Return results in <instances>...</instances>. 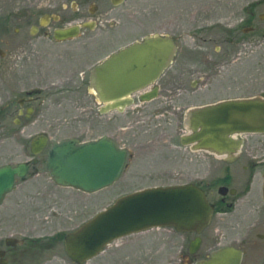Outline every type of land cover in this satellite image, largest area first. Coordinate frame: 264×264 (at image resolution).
I'll return each mask as SVG.
<instances>
[{"label":"rangeland","instance_id":"1","mask_svg":"<svg viewBox=\"0 0 264 264\" xmlns=\"http://www.w3.org/2000/svg\"><path fill=\"white\" fill-rule=\"evenodd\" d=\"M70 2V0L54 2L0 0V46L8 52L7 57L0 58V106L4 99H8L5 93L6 83L18 79L32 82L36 76H42L46 81L48 78L55 80L60 85L61 101L72 104L74 91L82 95L81 93H84L87 88V77L82 80L81 76L74 74L75 67L82 66L77 69L87 73L91 65L108 53L139 40L145 35L164 32H171L179 43L177 61L169 71L179 70L183 59L194 58L188 61V65L183 66L187 69H195L198 65L199 73L193 76L191 73L187 74L185 86L190 92L188 96H179L177 90L167 87L171 91H167L168 96L163 94L166 100L160 98L158 103L152 106L157 108L166 106L164 101H168L171 97L174 98L170 104L171 107L182 106V109H186L188 106L220 99L264 96V16L260 19L258 17L259 14H264V0H127L118 6L101 3L98 4L97 13L94 16L98 22L97 25L92 31H86L89 39L76 38L56 43L43 35L35 37L29 35V25L43 12L76 18L78 12L73 13V8L80 7L84 11L83 16L90 18L89 13L85 11L88 3L73 4ZM25 10L28 16L22 20L9 17L11 12L24 13ZM248 12L251 13L250 23L253 29L244 31V23H241L240 19ZM212 21L217 25L213 30L220 32L221 36L207 45L202 37H207L209 33L201 30L200 26ZM15 27H19L20 31H15ZM227 37H237V42H243L245 46L234 49L224 41ZM83 43L86 45H80ZM204 45H207L205 49L202 48ZM75 46H78L75 52L68 54L67 50ZM36 69L43 72L36 73ZM198 76L201 77L198 84L191 85L190 81ZM69 78L73 79L68 81ZM71 111L73 109L69 107L62 111V115L52 126L46 122L43 127H30L26 133L29 135L46 134L49 137V143L72 136L74 131L69 124L70 116L66 115ZM44 113V117L48 118L53 111ZM11 122L12 118L5 120V123L11 124ZM165 126L151 129L148 132H143L142 128H139L136 141L168 139L169 136L176 144L180 129L174 121ZM16 136L17 133L12 130H0V163L15 164L33 157L29 143L26 142V145L22 146L17 142ZM245 141L246 143L264 142V135L246 134ZM245 146L246 144L242 148L243 154ZM164 149H162L163 154L160 158L167 159L166 156L170 155L169 160L173 168L179 170L180 151L177 152L173 148L172 153L166 152L165 155ZM215 156L203 150L196 153L189 152L190 174L197 163L204 171V173L200 171V175L207 178L216 176L224 163L220 157ZM36 157L42 162L39 165L40 171L45 173L43 163L45 151ZM143 158L150 159L151 155ZM170 181L162 179L154 182ZM173 181L182 182V179L174 175ZM121 184H123L122 181L119 183L116 181L109 187L89 194L72 188L56 186L60 189V193L58 192L60 200L51 205L52 210L25 211L29 218L28 235H54L59 239V247L54 252L55 256L50 261H43L41 264H75L64 252L63 234L110 205L118 196L140 185L132 182L127 184V187H123ZM132 185L134 186L131 187ZM15 194L17 191H14L11 196ZM215 224L214 221V226ZM186 239L184 233L177 232L173 228H152L113 241L105 247L103 252L84 264H186L183 257Z\"/></svg>","mask_w":264,"mask_h":264},{"label":"flooded vegetation","instance_id":"2","mask_svg":"<svg viewBox=\"0 0 264 264\" xmlns=\"http://www.w3.org/2000/svg\"><path fill=\"white\" fill-rule=\"evenodd\" d=\"M46 1L54 2L58 0ZM70 1L73 4L88 3L85 11L89 13L90 18L83 16L84 11L80 7L73 8V13L78 12L76 18L66 17L58 13L43 12L29 25V35L31 37L43 35L56 43H63L76 38L89 39L90 37L86 34V31H92L98 23L94 19L98 4L109 3L112 5L114 0ZM126 1L122 0L121 4ZM260 15L264 14H259V19ZM27 16L25 10L24 13L11 12L9 17L22 20ZM250 17L251 13L248 12L240 19V22L244 23V31L253 29ZM72 26H79L77 36L65 40L55 39V29ZM215 27L217 25L214 21L200 26L201 30H206L209 33L207 37H202L205 44H211L221 36L220 32L213 30ZM14 30L20 31V28L15 27ZM157 34L170 35L176 44V53L170 66L164 70L154 83L146 90L136 91L130 96L131 103L128 106L121 109H106L104 104L98 102L89 88L91 68L108 56L110 54L108 53L91 65L87 73L84 70L77 69L82 68V66L75 67L74 74L81 76L82 80L87 77V88L84 93H81L82 95H79L80 92L74 91L75 96L72 104L61 101L60 85L50 78L46 81L44 77L36 76V79L32 82L18 79L6 83L5 93L8 99H4L0 106V130H12L17 133V142L22 146L28 142L30 149L31 140L37 135L26 133L30 127H43L46 122L49 123V126H52L62 115V111H65L68 107L71 110L73 109L70 113H63L70 116L69 124L74 131V134L69 137L77 138L80 141H91L105 136L115 141L125 151L123 166L116 181L118 183L122 181L123 184L121 185L123 187H127V184L132 182L140 184L138 187L130 189L129 192L147 187L182 184H193L203 191L207 201L213 206L212 216L200 233L181 232L187 237L183 255L186 264H194L197 260L207 258L212 251L224 247L231 249L232 264H264V142L246 143L245 135L240 152L235 158L226 161L225 158L220 157L224 166L221 171H217L216 176L207 178L200 175L199 172L204 173V171L197 163L193 167L192 174H190L188 153L201 151L191 150L189 145H182L180 142V137L186 133L183 124L184 112L190 106L186 109H182V106L171 107L170 104L174 101L173 97L168 98V101H164L166 106L157 108L152 105L157 104L160 98L166 100L167 91H171L167 87L177 90L179 96H188L190 92L185 86L187 74L191 73V76H193L199 73V67L197 65L195 69L185 68L184 66L188 65V61H192L194 58L186 60L184 57L185 59L180 62L179 70L169 71L177 61L179 43L176 36L171 32ZM224 41L234 49L245 46V43L237 42V37H227ZM80 45H86V43ZM207 45L202 46V48L205 49ZM77 47L67 50V53H74ZM0 50L4 53V56H0V58L7 57V50L1 46ZM35 72L43 71L36 69ZM200 78L198 76L196 79L191 80V85L198 84ZM72 79L69 78L68 81ZM154 88L156 89L155 96L148 98ZM81 102L82 104H79ZM167 102L169 103L167 104ZM50 110L53 113L45 118L44 112ZM11 118V124L5 123L6 119ZM173 121L181 131L177 134L176 144L172 142L169 136L168 139L136 141L139 128H142L143 132H148L154 128H164L166 124L170 125ZM254 134L264 135V133H250V135ZM50 143L48 141L47 147L42 151H45L43 161L45 171L46 154ZM245 144L246 149L243 154L242 148ZM173 148L177 152L180 151L181 166L179 170L173 168L172 162L169 160L170 155L166 156L167 159L164 157V161L160 158L163 154L162 149H164L166 155V152L172 153ZM38 155H33L31 159L15 164L10 162L0 163V167L5 165L14 167L19 163H24L27 166V171L23 176L14 174L12 188L10 191L4 192L0 198V264H41L43 261H50L55 256V250L59 247L58 236L28 235L29 218L25 211H49L53 209L51 205L60 200L58 196L60 189L57 187L61 186L52 181L47 171L45 173L40 171L39 165L42 162L36 157ZM147 155H151V158L144 159L143 157ZM174 175L179 176L182 182H174ZM162 179L171 181L165 183L154 182ZM28 187L30 188L28 189ZM63 188L70 189L68 187ZM14 191H17V194L12 197L11 194ZM18 212L19 214L16 215ZM196 238H198V245L193 249L191 243ZM191 249L193 250L191 251ZM51 252L53 253L50 254Z\"/></svg>","mask_w":264,"mask_h":264},{"label":"water","instance_id":"3","mask_svg":"<svg viewBox=\"0 0 264 264\" xmlns=\"http://www.w3.org/2000/svg\"><path fill=\"white\" fill-rule=\"evenodd\" d=\"M121 2L114 0L112 5ZM78 30L79 26L58 28L54 37L72 38ZM176 50L170 35H145L95 64L89 72V88L106 109L128 106L133 93L146 90L170 66ZM0 56H4L1 50ZM155 94L154 88L148 98ZM183 124L186 133L180 137L182 145L231 161L239 154L246 134L264 133V96L226 98L190 106L184 112ZM48 141L43 133L35 135L30 143L31 153L40 154ZM124 158L125 151L105 136L91 141L65 137L49 144L45 164L55 184L94 193L117 180ZM26 171L24 163L0 167V198L12 188L14 174L23 176ZM212 209L203 191L193 184L134 190L118 196L110 205L65 232L64 252L75 264H84L113 241L152 228L200 233L209 223ZM191 244L196 248L198 238ZM231 253L229 247L220 248L194 264H232Z\"/></svg>","mask_w":264,"mask_h":264},{"label":"bare ground","instance_id":"4","mask_svg":"<svg viewBox=\"0 0 264 264\" xmlns=\"http://www.w3.org/2000/svg\"><path fill=\"white\" fill-rule=\"evenodd\" d=\"M165 228V227H164ZM168 228H170V227H168Z\"/></svg>","mask_w":264,"mask_h":264}]
</instances>
